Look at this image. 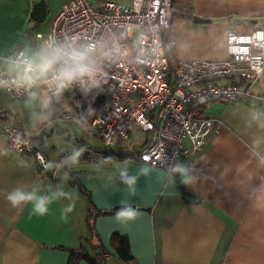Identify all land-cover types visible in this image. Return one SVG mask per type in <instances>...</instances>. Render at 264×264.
<instances>
[{"label":"crops","instance_id":"0c3cea01","mask_svg":"<svg viewBox=\"0 0 264 264\" xmlns=\"http://www.w3.org/2000/svg\"><path fill=\"white\" fill-rule=\"evenodd\" d=\"M39 1L0 0V55L26 44L36 47V33H49L60 8L70 0H44L46 19L34 25L30 15ZM131 1L103 0L124 5ZM175 8L183 14L173 15L166 33V48L172 60L222 59L227 56L228 29L239 33L264 30V0H177ZM234 16L244 23L233 27ZM194 17L209 22L196 23ZM249 91L250 96L232 102L214 101L206 108L205 114L217 121L218 130L202 150L181 161L198 177L191 186L178 179L173 182L171 174L136 158L105 162L82 140H77L85 149L77 166L45 171L33 158L13 152L0 132V149L8 150V155L0 156V264H68V249L82 246L93 255L84 244L90 237L88 197L73 182L82 184L94 207L102 212L94 221V229L109 254L105 264L110 258L120 260L110 246L113 232L128 237L134 260L124 264H264V116L259 115L264 112V69ZM20 99L10 92L0 93V111L12 113L25 134L38 136L46 162L60 163L75 146L65 145L63 150L53 147L50 151L44 146L45 137L54 132L74 135L69 130L73 123H68L65 116L78 108L77 90L66 94L54 122L39 130L27 126L17 102ZM254 114L258 119H252ZM139 135L141 141L136 145L133 141ZM137 138L116 151L131 146L132 151H140L146 136L138 133ZM253 139L260 142L256 148ZM184 147L191 152L188 141ZM123 168L139 175L132 188L119 180L117 173ZM145 169L146 175L142 174ZM31 184L43 189L62 186L72 194V201L54 202L43 217L32 215L30 205L13 209L6 200L7 193ZM185 192L200 196L202 201L185 202ZM73 202V211L62 216L61 210ZM121 207H133L135 218H119L111 213Z\"/></svg>","mask_w":264,"mask_h":264},{"label":"built area","instance_id":"2783aa9c","mask_svg":"<svg viewBox=\"0 0 264 264\" xmlns=\"http://www.w3.org/2000/svg\"><path fill=\"white\" fill-rule=\"evenodd\" d=\"M173 15L172 0H132L128 5L70 0L60 8L49 33L35 35L39 44L49 34L121 37L126 55L107 64L99 88L88 93L94 98L83 128L110 149L144 134L136 159L167 174H171L172 164L202 150L217 132V121L205 114L208 105L250 96V86L260 80L264 69L261 28L251 33L228 29L225 58L170 59L164 36ZM219 81L228 84H216ZM9 92L21 98L14 90ZM94 100L98 104L93 107ZM65 119L78 121L74 114ZM1 133L13 152L46 168L37 135L25 134L14 120L2 123ZM186 141L191 152L184 147Z\"/></svg>","mask_w":264,"mask_h":264},{"label":"clouds","instance_id":"9594fccd","mask_svg":"<svg viewBox=\"0 0 264 264\" xmlns=\"http://www.w3.org/2000/svg\"><path fill=\"white\" fill-rule=\"evenodd\" d=\"M120 41L121 37L108 33L94 38L49 34L36 47L30 44L20 46L9 54L0 55V93L8 94L14 90L19 94L22 99L17 102L21 104L29 128L39 130L49 126L63 106L61 102L67 93L79 89L87 95L92 89L99 88L105 66L125 57ZM259 115L264 116V112H259ZM252 119L256 120L258 116L254 114ZM259 143L258 139H253V148ZM84 150L74 148L60 163H45L43 160L42 163L48 169L70 170L79 164ZM6 155L8 150L0 149V156ZM142 174L146 175L147 169ZM117 175L129 188L139 180V175L130 174L128 168L120 169ZM177 179L183 185L191 186L198 177L192 174L189 166L176 162L171 165V180L175 182ZM6 200L17 210L30 205L32 215L43 217L54 202L72 201V194L59 185L43 189L40 185L31 184L13 188L7 193ZM73 208L74 202L69 203L61 210V215L70 214ZM135 215V210L130 207L121 208L117 213L119 218L129 220Z\"/></svg>","mask_w":264,"mask_h":264},{"label":"trees","instance_id":"16d2710c","mask_svg":"<svg viewBox=\"0 0 264 264\" xmlns=\"http://www.w3.org/2000/svg\"><path fill=\"white\" fill-rule=\"evenodd\" d=\"M176 1L177 0H172L174 14H177V13L183 14V11H181L178 8H175ZM164 43L167 45L166 34L164 36ZM91 96L92 94H87V95L84 94V97L82 99H76V104L78 105V108L77 109L72 108L71 112L75 116L79 117L81 113V105L86 104L87 105L86 113H88V110H89L88 106L89 104L92 103V100H90ZM95 104L96 105L98 104L96 100L93 101V107ZM0 115H1L0 132L2 131L3 122H8L10 120L16 121L15 116L8 111H0ZM84 123H86L85 120H84ZM39 148H40V142H39ZM111 151L112 153H109L107 149L103 152H99V155L102 156L103 161L113 162V161H118V160L127 159V158L135 159L137 157L136 149H134L132 152L116 151V149H111ZM73 184H76L78 186V189L88 197L90 215L87 219V224L90 229V237L85 239L84 244L86 245V247H88L92 251L93 255L92 256L89 255L84 246H82L79 249H68V252H69L68 264H79L80 261H85L89 264H105L106 259L109 256V254L107 250L104 248V246L102 245V243L99 241V237L94 229V221L102 212H100L94 207L91 197H90V193L82 186L80 182H73ZM121 208H124V207H121ZM121 208H116L113 211H111V213L117 214ZM130 208L133 209V207H130ZM94 239L98 240L97 244L93 243ZM110 246L121 261L130 262L134 260V257L130 251L129 240L126 235L120 234L118 232H113L110 238Z\"/></svg>","mask_w":264,"mask_h":264},{"label":"rangeland","instance_id":"374dc122","mask_svg":"<svg viewBox=\"0 0 264 264\" xmlns=\"http://www.w3.org/2000/svg\"><path fill=\"white\" fill-rule=\"evenodd\" d=\"M89 1H91L95 5H99L101 2H103V0H89ZM135 37H136V33H135ZM93 98L94 97L91 96L90 100ZM68 121H69L68 123H70V124L73 123V127L70 128L69 130L73 131L74 135L71 134L72 135L71 136V135H66V134L54 132L49 137H45L44 146L47 150L52 151L53 147L63 150L65 145H70V144H73V146H75L74 148H80V145L78 144L79 142H77V140H82L85 143H87L91 148H93L96 152H103V151L108 149V152L112 153L111 149L107 148V146H105L104 143L100 139H98L97 137H95V136L87 133L86 131H84L82 123H80L79 121H70V120H68ZM134 138H137V135ZM140 141H141V135H139L137 139H134L133 142L136 145H139ZM70 149L71 148L69 147V150ZM132 149H133V147L131 146V147H126L124 149H119V150L129 152V151H132ZM50 155L54 156L53 153ZM60 173H62V169H59L58 174L60 175ZM107 264H124V262L110 258V259H108Z\"/></svg>","mask_w":264,"mask_h":264},{"label":"water","instance_id":"95a60500","mask_svg":"<svg viewBox=\"0 0 264 264\" xmlns=\"http://www.w3.org/2000/svg\"><path fill=\"white\" fill-rule=\"evenodd\" d=\"M31 18L33 20V24H42L47 16V10H46V4L44 0H40L39 2L35 3L31 12ZM193 22L200 23V24H205L208 23V20L202 19L200 17H194ZM244 23V21L238 17L234 16L231 21V25L233 27H236L240 24ZM77 96L79 99H82L84 97V94L81 93L80 90H77ZM86 111H87V105L82 104L81 105V113L78 117L80 122H84L85 117H86ZM1 118V115H0ZM184 199L185 202H192V203H199L202 201V198L196 194H193L191 192H185L184 193Z\"/></svg>","mask_w":264,"mask_h":264}]
</instances>
